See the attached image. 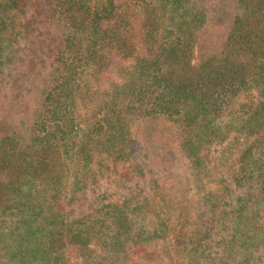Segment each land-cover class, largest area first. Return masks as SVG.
I'll return each mask as SVG.
<instances>
[{
  "label": "trees",
  "instance_id": "trees-1",
  "mask_svg": "<svg viewBox=\"0 0 264 264\" xmlns=\"http://www.w3.org/2000/svg\"><path fill=\"white\" fill-rule=\"evenodd\" d=\"M0 113V264H115L157 238L170 264H264V0H0ZM145 119L176 125L183 170L214 186L196 235L148 229L136 193L73 209L104 174L146 175Z\"/></svg>",
  "mask_w": 264,
  "mask_h": 264
},
{
  "label": "rangeland",
  "instance_id": "rangeland-1",
  "mask_svg": "<svg viewBox=\"0 0 264 264\" xmlns=\"http://www.w3.org/2000/svg\"><path fill=\"white\" fill-rule=\"evenodd\" d=\"M43 30L45 33L44 38H47L49 33L57 35L58 32V30L52 31L51 28ZM44 57L48 59V63L51 61L47 56ZM45 77L46 75L40 80H36V88L31 95L27 96L28 98L37 101L38 96L44 89ZM27 85H29V82ZM8 116H13V119L19 117L15 109L10 110ZM8 116L0 113V119ZM176 130V125L164 119H145L133 122L131 124V132L138 142V147H140L141 163L147 164L146 175L138 174L139 177L132 175L130 180L121 181L119 174H104L97 179L96 185L95 183L89 184L91 188L86 192L80 193L79 197L77 196L76 201L73 203V209L78 213L84 212L88 214L89 211L97 207L93 205L97 197L101 198L96 205L121 204L128 198L129 194L136 193L148 200L157 202L154 203L155 210H153L156 212V217L146 220L148 229L152 227L150 220L154 221L159 218L168 225L170 230L174 229L177 232L182 228L189 236L193 233L196 235V232L204 230L206 226L211 224V215L203 204L202 198L205 194L210 193L214 186L204 184L201 187L200 184L203 180L199 182V179L203 178L195 179L192 173H185L182 168L184 161L181 157L183 154L179 150L178 142L175 140ZM177 147L178 151H175ZM221 152L222 148L214 147L211 150V155L212 157H217ZM121 167L126 166L120 165L118 171ZM126 173L127 170L125 168L121 175ZM207 181H210V179L208 178ZM189 188L191 189L189 190ZM182 210H184L183 215L179 218ZM225 236L227 235L221 234L217 230L209 239L205 238V241L211 247L210 252L207 251L208 255L212 256L210 258L215 257L216 253L219 252V247L216 245L222 240L220 238ZM164 242L162 238H157L145 246L150 253L156 252V256H148L143 252L134 255V252H130L126 257L124 255L125 252L118 253L116 254L115 264H170L169 257L166 256ZM166 250L170 251V249ZM102 254L105 255L107 252ZM182 255V258L179 259V264H205L204 260L198 262L197 260L186 258L184 254ZM104 261L106 264L110 263L107 258H104Z\"/></svg>",
  "mask_w": 264,
  "mask_h": 264
}]
</instances>
